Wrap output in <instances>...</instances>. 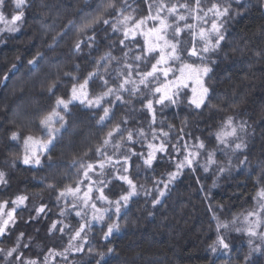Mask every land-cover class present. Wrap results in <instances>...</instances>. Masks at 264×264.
<instances>
[{
	"label": "snow or ice",
	"instance_id": "obj_1",
	"mask_svg": "<svg viewBox=\"0 0 264 264\" xmlns=\"http://www.w3.org/2000/svg\"><path fill=\"white\" fill-rule=\"evenodd\" d=\"M10 3L12 14L9 17L5 13L9 0H0V37L4 33L11 35L21 32L26 9L31 6L30 0H10ZM144 3L147 14L137 17L133 14L136 9L129 11V0H96V7L92 10L95 14L76 27L69 47L71 56L78 60L99 53L95 59L88 60L91 70L81 81L79 75L57 67V76L46 78L41 83V92L54 95L61 80L70 77V96L68 99L57 97L52 109L40 117L39 135L28 134L23 137L22 155L13 153L9 157L12 167L16 166L17 160L27 166L42 165L41 157L49 154L68 131L70 105L74 102H79L87 110H102L97 121L101 131L114 120L117 108L125 111L123 117L99 138L94 149L89 148L81 155L74 156L68 165L69 171L76 169L73 184L59 190L56 184L48 185L50 191L56 192L59 212L58 218L48 227L47 234L56 237L59 233L61 242L67 236V242L61 250L48 247L44 253L41 245L36 244L40 251L34 256L25 255L33 248V238L28 237V241L24 242L26 233L20 232L14 240L12 235L18 223L19 211L26 207L29 197L21 194L12 199L0 200V245H5L0 247V264H56L57 257L63 259L65 264H70L69 254L83 253L87 249L92 255L89 233L97 225L105 241L119 233L120 218L130 210V201L139 195L138 189L143 187L135 182L133 176V166L136 167L137 175L140 168V164L135 161H141L145 171L155 170L154 162L160 158L158 154L166 155L174 162V170L166 174V179L154 177L153 188L144 189L145 197L154 196L152 205L156 207L167 195L169 186L186 169L195 173L199 166L207 173L212 165L217 164L218 151L229 157V152L246 153L249 148L246 138L252 135L248 131L250 125L246 120H237L234 116L223 118L216 130L210 133L215 138L216 147L208 151L203 164L199 160L207 145L200 136L194 137L190 132H185L187 121L183 122L175 143L171 142L173 125H168L169 131L157 126L158 111L179 106L185 98L188 106L200 113L205 108L212 112L224 111L223 102L211 103L214 90L207 81L227 40L228 22L248 11V0H144ZM259 7L264 9V0H259ZM73 27L74 23L69 22L62 31L52 36L49 49H54L68 37ZM3 42L4 39L0 38V43ZM85 49L87 57L84 55ZM256 55L264 57V51H258ZM42 59L43 55L39 52L29 59V71L38 69ZM15 68L16 65H13ZM75 70L80 71L79 63L75 64ZM4 79L7 80L8 76ZM94 84L100 90L93 95L90 89ZM18 91L19 98H22L23 87ZM189 92L191 95H188ZM137 103L141 105L139 109L135 107ZM145 112L149 117L147 127L139 122L137 115ZM27 114L22 113L25 116ZM11 123L16 130L5 129V132H10L8 140L19 143L23 125L17 121ZM137 145H140V151L136 150ZM93 151L95 159L90 156ZM48 159V167H53L50 155ZM246 163L247 155L240 160V165ZM230 167L229 157L228 166L218 165V173L222 174ZM7 176L6 171L0 170V185L8 184ZM161 184L163 188L159 187ZM256 184L258 188L253 196L254 207L242 215L234 216L231 221H221L211 205L210 190L205 194L208 211L212 213V220L216 221L217 236L210 246L213 253L219 249H230L223 234L230 230L249 238V256L253 251H261V245H264V168ZM124 185L127 188L117 199L113 200L106 194V190L111 191L113 186L123 188ZM212 186H216L215 179ZM61 201L64 202L63 206ZM46 208L44 204L36 207L35 216H30L28 222L41 215L47 216ZM113 215L116 219H113ZM73 216L79 218L78 227L68 222ZM254 240H260L261 244H254ZM113 251V248L107 250L109 254ZM105 255L104 252L95 253L98 257L96 264H106ZM249 256H245V264ZM88 264H91V260Z\"/></svg>",
	"mask_w": 264,
	"mask_h": 264
},
{
	"label": "trees",
	"instance_id": "obj_2",
	"mask_svg": "<svg viewBox=\"0 0 264 264\" xmlns=\"http://www.w3.org/2000/svg\"><path fill=\"white\" fill-rule=\"evenodd\" d=\"M248 2V11L228 22L227 40L207 81L214 90L211 103L223 102L224 111L212 112L205 108L200 113L191 109L185 98L179 106H172L162 115L165 131H169V124L173 125L172 143L176 142L183 122L187 121L185 132H190L194 137L200 136L207 145L206 150L210 151L216 146L215 138L210 133L216 130L223 118L234 116L237 120H246L250 125L248 131L252 133L246 138L249 148L246 153L243 152L244 156L247 155V166L220 177L215 187L211 184L212 175L205 174L203 168L197 166L195 173L186 169L169 186L162 203L153 207L154 196L145 197L144 189L153 188L154 177L166 179V174L174 170V162L168 156L158 154L160 158L154 162L155 170L145 171L142 162L135 161L140 168L137 175L133 166V176L138 185H143L140 188L142 192L130 201V210L120 218V232L108 241L102 239L101 228L97 232H90L93 254L89 255L87 249L83 253L69 254L70 264H88L89 260L91 264H96L98 257L95 253L98 252L106 254V264H245L244 258L250 252L249 238L235 230L223 232L230 249H219L215 253L211 251L210 246L217 236L216 221L212 220L209 204L204 197L210 190V202L216 214L221 221H231L234 216L254 207L253 196L258 188L256 179L264 168V57L256 55L258 51H264V9L259 7V0ZM30 3L21 32L11 35L4 33L0 37L4 39L0 43V170L8 173V184L0 185V200L21 194L29 197L26 207L19 211L12 239L20 232L26 233L24 242L32 237L33 248L25 255L34 256L40 251L36 244H40L46 253L48 247L61 250L67 242V236L61 242L59 233L56 237L47 234L48 227L58 218L59 212L56 192L50 191L48 185L56 184L59 190L73 184L76 169L69 171L68 165L74 156L81 155L89 148L94 149L104 132L123 117L125 109L117 108L114 120L101 131L97 121L102 110H87L80 104L70 105L68 131L49 154L41 157L42 165L27 166L17 160L16 166H11L10 155H22L23 137L39 135L40 117L52 109L57 97L66 99L72 85L70 77L63 78L55 94L50 95L40 91L41 83L46 78H55L57 67L79 75L82 81L92 67L88 60L99 55L93 53L92 57L78 60L69 52L76 27L95 14L92 10L96 7V0H30ZM129 4V11L136 9L133 14L137 17L147 14L144 0H129ZM5 13L9 17L12 14L10 0ZM69 22H73L74 27L68 37L54 49H49L52 36L62 31ZM38 52L43 55L39 68L29 71L27 62ZM84 55L87 57L86 49ZM77 63L80 64L79 72L75 70ZM13 65H16L15 69ZM6 75L7 80L4 79ZM21 86L24 92L19 98L18 89ZM99 90L95 84L90 89L92 94ZM24 112L28 114L22 115ZM12 121L23 125L19 143L9 141L10 132H5V129L16 130ZM136 150H141L139 145ZM49 155L53 167H48ZM90 156L95 159L94 151ZM199 163H204L202 156ZM159 187L163 188V184ZM124 189L125 185L123 188L113 186L111 191L106 190V194L115 200ZM60 203L63 206V202ZM41 204L47 205V216L41 215L28 222L30 216H35V208ZM113 219H116L115 215ZM68 222L78 227L79 222L74 216ZM254 244H261V241L254 240ZM108 248L114 251L109 254ZM56 264H65V261L57 257ZM247 264H264V245H261V251L251 252Z\"/></svg>",
	"mask_w": 264,
	"mask_h": 264
},
{
	"label": "rangeland",
	"instance_id": "obj_3",
	"mask_svg": "<svg viewBox=\"0 0 264 264\" xmlns=\"http://www.w3.org/2000/svg\"><path fill=\"white\" fill-rule=\"evenodd\" d=\"M142 42V41H141ZM94 95V94H93ZM188 95H191V93L189 92L188 93ZM69 96H70V93H69V95H68V97L66 98V99H68L69 98ZM73 104H79V102H74ZM107 106V105H106ZM135 107L137 108V109H139L140 107H141V105L139 104V103H137V104H135ZM172 107V106H171ZM171 107H169V108H171ZM157 108L159 109V106H157ZM168 108V109H169ZM168 109H165V110H168ZM165 110H163V112H159L158 111V116H157V126L158 127H163V124L161 125L160 124V121H163V118H162V115H163V113L165 112ZM62 111V110H61ZM137 115H138V117H139V122L144 126V127H147V125H148V120H149V117L147 116V114H146V112L145 113H137ZM165 130V129H164ZM150 138V137H149ZM22 144H23V142H22ZM140 146V145H139ZM216 147V146H215ZM214 147V148H215ZM213 148V149H214ZM212 149V150H213ZM145 151H146V149H145ZM208 151H210V150H205L203 153H202V157H203V159L205 160L206 159V157L207 156H204V154H208ZM229 157L231 158V167H230V169L228 170V171H226V172H224V173H222V174H219L218 173V165H225V166H228V159H229ZM229 157H225L224 156V154H223V152H217V155H216V160H217V164L216 165H212L211 166V168H210V170L206 173V172H204L205 174H211L212 175V180H219L220 179V177H222V176H224V175H230L231 173H235V172H237L239 169H241V168H244V167H246L247 166V163L245 164V165H240V160H243L244 158H245V156L243 155V152H241V153H237V154H233V153H231V152H229ZM212 180H211V182H212ZM211 184H213V182L211 183ZM126 186V185H125ZM126 188H127V186H126ZM138 191L139 192H142L141 191V189H138ZM63 202V201H62ZM64 203V202H63ZM105 207L107 206V205H104ZM113 217H114V215H113ZM76 218V220L79 222V218H77V217H75ZM109 222H111V221H109ZM79 224V223H78ZM100 228V226L99 225H97L93 230H92V232H97L98 231V229ZM105 230H106V226H105ZM89 237H90V233H89Z\"/></svg>",
	"mask_w": 264,
	"mask_h": 264
}]
</instances>
